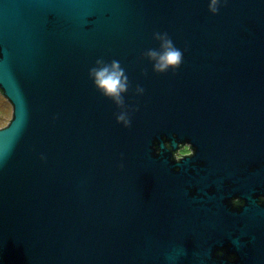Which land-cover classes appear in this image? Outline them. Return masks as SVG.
<instances>
[{"label": "water", "instance_id": "water-1", "mask_svg": "<svg viewBox=\"0 0 264 264\" xmlns=\"http://www.w3.org/2000/svg\"><path fill=\"white\" fill-rule=\"evenodd\" d=\"M210 2L0 0V264H264V0Z\"/></svg>", "mask_w": 264, "mask_h": 264}, {"label": "clouds", "instance_id": "clouds-1", "mask_svg": "<svg viewBox=\"0 0 264 264\" xmlns=\"http://www.w3.org/2000/svg\"><path fill=\"white\" fill-rule=\"evenodd\" d=\"M218 0H211L209 10L214 14L218 11ZM156 39L162 42L163 54L155 51H149L147 55L155 60L154 71L163 73L168 70L178 68L183 60V53L176 48L172 40L167 35L156 34ZM99 67L93 68L90 71V77L97 89L105 96L112 98L117 104L122 103V94L127 91V78L123 74V69L119 65V61H113L110 65L104 64L102 61H97ZM142 93L143 89H138ZM118 122H123L127 126L130 121L126 118V113H121L117 117ZM183 155L193 156L191 150H187Z\"/></svg>", "mask_w": 264, "mask_h": 264}, {"label": "rangeland", "instance_id": "rangeland-1", "mask_svg": "<svg viewBox=\"0 0 264 264\" xmlns=\"http://www.w3.org/2000/svg\"><path fill=\"white\" fill-rule=\"evenodd\" d=\"M13 106L0 92V129L9 125L13 118Z\"/></svg>", "mask_w": 264, "mask_h": 264}, {"label": "flooded vegetation", "instance_id": "flooded-vegetation-1", "mask_svg": "<svg viewBox=\"0 0 264 264\" xmlns=\"http://www.w3.org/2000/svg\"><path fill=\"white\" fill-rule=\"evenodd\" d=\"M187 150H191L194 153V149L189 144L181 145L180 149L174 153V157L177 160H181L184 157H187L186 155H183ZM234 203L236 205H239L240 204L239 199L234 200ZM260 203H264V196L260 197ZM229 258L231 261H233L235 259V257L233 255H229Z\"/></svg>", "mask_w": 264, "mask_h": 264}, {"label": "trees", "instance_id": "trees-1", "mask_svg": "<svg viewBox=\"0 0 264 264\" xmlns=\"http://www.w3.org/2000/svg\"><path fill=\"white\" fill-rule=\"evenodd\" d=\"M1 92V91H0ZM1 94L3 95V93L1 92Z\"/></svg>", "mask_w": 264, "mask_h": 264}]
</instances>
